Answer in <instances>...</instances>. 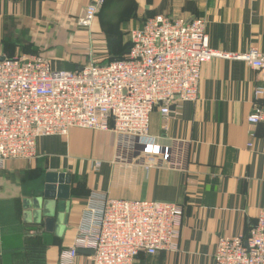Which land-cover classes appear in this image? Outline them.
Returning a JSON list of instances; mask_svg holds the SVG:
<instances>
[{"label":"crops","instance_id":"obj_1","mask_svg":"<svg viewBox=\"0 0 264 264\" xmlns=\"http://www.w3.org/2000/svg\"><path fill=\"white\" fill-rule=\"evenodd\" d=\"M101 1L0 0V58L45 54L59 70L105 63L116 54V32L128 42L130 31L157 15L204 18L214 50L264 53V0H103L93 25L81 27L86 10ZM260 84L258 71L245 62L214 59L202 67L197 101L182 104L167 122L159 110L151 114L146 143L166 149L185 142L188 172L118 160L108 132L76 128L40 138L35 160L11 161L1 170L8 175L0 177V215L18 207L20 224L0 227V264H58L61 250L74 244L92 193L183 208L179 250L141 254L133 264H214L219 238L246 234L264 214V126L248 122ZM50 173L71 175L67 201L43 198ZM56 212L60 220L47 230V215ZM75 264L94 262L79 254Z\"/></svg>","mask_w":264,"mask_h":264},{"label":"built area","instance_id":"obj_2","mask_svg":"<svg viewBox=\"0 0 264 264\" xmlns=\"http://www.w3.org/2000/svg\"><path fill=\"white\" fill-rule=\"evenodd\" d=\"M102 3L86 10L81 27L93 25ZM206 29L204 18L157 15L130 31L125 60L91 62L79 70L56 69L40 53L5 57L0 62V170L11 161L35 160L40 138L68 136L77 128L111 133L120 161L188 172L185 142L166 149L146 143L150 116L159 110L167 122L182 104L197 101L202 67L214 59L243 61L258 71L261 84L248 122L264 126V53L214 50ZM182 220L183 208L175 203L92 193L74 244L61 251L58 264H75L81 249L94 251V264H133L141 254L177 252ZM214 264H264V214L246 234L219 238Z\"/></svg>","mask_w":264,"mask_h":264},{"label":"water","instance_id":"obj_3","mask_svg":"<svg viewBox=\"0 0 264 264\" xmlns=\"http://www.w3.org/2000/svg\"><path fill=\"white\" fill-rule=\"evenodd\" d=\"M4 58H0V62L3 61ZM71 182L72 177L69 174H56L50 173L46 175L45 178V188L43 193V198L47 201H67L70 198L71 192ZM58 210V209H57ZM45 213H48L46 211ZM57 213V212H56ZM48 218L45 222L47 230H50V227L60 220V216L51 217L47 215ZM79 254L81 255H90L94 254L92 250H79Z\"/></svg>","mask_w":264,"mask_h":264},{"label":"trees","instance_id":"obj_4","mask_svg":"<svg viewBox=\"0 0 264 264\" xmlns=\"http://www.w3.org/2000/svg\"><path fill=\"white\" fill-rule=\"evenodd\" d=\"M129 34H130V32L127 34L128 39H129L128 42H124V34L122 32L121 33H119V32L115 33L116 45L113 47H114V50H116V52H115L116 54H114L113 58L108 62L117 61V60H125L127 58L128 54L130 52V49H131V42H130ZM8 58H10V57H8ZM5 175H8V174L6 172H3L0 170V177H7ZM21 181H22V179H21ZM32 186H33L32 187V189H33L32 195L36 196V195L41 194L40 193L41 189H40L38 182L35 181V183ZM4 207H5V203L0 204V211H2ZM10 208H12V212H8L5 217H2V215H0V227L3 229L12 228L13 225L16 228V226H18L20 224L19 223V221H20L19 220L20 219L19 208L18 207L17 208L10 207ZM7 218H9L12 221V223H5L3 221V220H6ZM5 226H7V227H5ZM19 227H21V226H19ZM62 250H64V249H62ZM32 264H36L35 261ZM39 264H41V262Z\"/></svg>","mask_w":264,"mask_h":264},{"label":"rangeland","instance_id":"obj_5","mask_svg":"<svg viewBox=\"0 0 264 264\" xmlns=\"http://www.w3.org/2000/svg\"><path fill=\"white\" fill-rule=\"evenodd\" d=\"M127 27H129V23H128V25L127 24H125V26L123 27V30L122 31H125L124 29H127ZM127 31V30H126ZM119 33H121V30H119L118 31ZM119 38V37H118ZM3 210H4V208H3ZM2 210V211H3ZM8 212H12V208L11 209H7V211H5V212H3V214H7ZM6 216V215H5Z\"/></svg>","mask_w":264,"mask_h":264}]
</instances>
